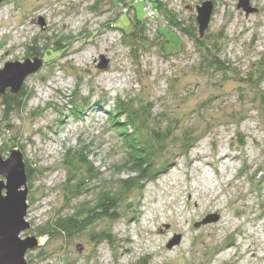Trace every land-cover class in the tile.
Segmentation results:
<instances>
[{
    "label": "rangeland",
    "instance_id": "374dc122",
    "mask_svg": "<svg viewBox=\"0 0 264 264\" xmlns=\"http://www.w3.org/2000/svg\"><path fill=\"white\" fill-rule=\"evenodd\" d=\"M204 1L0 4V69L45 58L24 82L27 102L14 107L9 90L0 94V153L7 158L18 145L30 171L31 228L22 237L37 236L59 212H73L127 176L121 171L122 137L108 117L117 96L142 97L158 116L180 123L167 144V171L142 192H130L132 203L124 201L120 218H102L49 244L41 236L45 244L27 253L28 264H264V106L255 87L264 55V0H250L258 9L250 14L239 0H212L210 25L199 37L221 48L226 71L204 68L195 40L197 7ZM117 21L124 29L113 27ZM135 24L143 27L147 43L128 35ZM101 55L109 59L106 69L98 67ZM72 96L86 98L83 114H73ZM190 127L199 140L184 153L181 138ZM80 149L99 177L77 193L79 183L64 160ZM212 215L218 219L196 226ZM109 228L113 244L92 238Z\"/></svg>",
    "mask_w": 264,
    "mask_h": 264
},
{
    "label": "trees",
    "instance_id": "16d2710c",
    "mask_svg": "<svg viewBox=\"0 0 264 264\" xmlns=\"http://www.w3.org/2000/svg\"><path fill=\"white\" fill-rule=\"evenodd\" d=\"M113 27L124 29L118 21ZM140 28L143 27L135 24V28L128 35L134 37V43H147V36L142 35L143 32ZM159 32L162 31L160 30ZM188 33L191 34L192 32L188 31ZM194 36H197L195 40L198 48L203 51L204 68L207 70L226 71L228 66L221 59V48L217 44L212 45L207 39L200 38L201 36L198 35L196 29ZM52 60L53 58L51 57L48 61ZM255 79V87L258 89L257 100L264 106V92L261 89V83L264 80V55L258 62ZM3 97L6 101L7 97ZM10 98L14 101L12 105L16 107L15 105L20 106L27 102L30 98V93L22 88L18 94H10ZM86 101V98L85 100L84 98L74 100L72 96L70 102L74 105L72 109L74 115L78 116L80 113L83 114L85 112V108L82 105ZM5 104H7V101ZM8 106L10 107L9 103ZM108 113L111 124L116 126L122 137L125 152L121 171H127V176L116 180L112 187L100 189L95 198L81 203L73 212L65 214L59 212L56 218L45 226H41L42 228H38L37 237L45 236L47 244L52 240L72 238L83 233L95 227L102 218H108L113 221L120 218V207L124 201L128 200L130 192L133 190L142 192L146 183L158 179L168 169L169 160L165 158L167 144L176 139V132L180 125L178 118L169 119L164 114L158 116L157 113H154V105L142 97L125 99L117 96L114 100L113 108H110ZM198 140L193 128H186L181 138L180 147L182 151L188 153ZM15 147L19 148L18 145ZM64 163L69 165L70 169H73L71 175L79 183L76 184L78 191L76 187L71 188L73 192H84L87 189V182L90 179L99 177L98 169L87 159L82 149L67 152ZM77 170L84 172L85 176L79 179L80 174H77ZM26 171L27 176H29L28 166H26ZM126 203L127 206H130L132 202L127 201ZM97 236V241H108L113 244L114 236L111 228L102 230L100 233L97 232L96 235H92V238Z\"/></svg>",
    "mask_w": 264,
    "mask_h": 264
},
{
    "label": "water",
    "instance_id": "95a60500",
    "mask_svg": "<svg viewBox=\"0 0 264 264\" xmlns=\"http://www.w3.org/2000/svg\"><path fill=\"white\" fill-rule=\"evenodd\" d=\"M8 0H0V4ZM238 7L243 8L247 14L258 11L251 5L250 0H239ZM214 2L206 0L197 7V22L200 36H204L208 29ZM41 24H44L41 21ZM99 68L106 69L109 59L105 55L100 56ZM44 64L42 57L27 58L23 62H7L0 69V94L9 90L12 94H18L23 88L26 78L37 72ZM28 176L23 153L18 148L11 151L9 157L4 158L0 153V264H28L27 253L45 244L41 237L22 233L31 228L26 219L28 212ZM218 215H212L196 226L216 221ZM180 237L168 244L169 248L178 244Z\"/></svg>",
    "mask_w": 264,
    "mask_h": 264
},
{
    "label": "bare ground",
    "instance_id": "6f19581e",
    "mask_svg": "<svg viewBox=\"0 0 264 264\" xmlns=\"http://www.w3.org/2000/svg\"><path fill=\"white\" fill-rule=\"evenodd\" d=\"M225 156H228V155L226 154V155H224L223 157H225Z\"/></svg>",
    "mask_w": 264,
    "mask_h": 264
}]
</instances>
